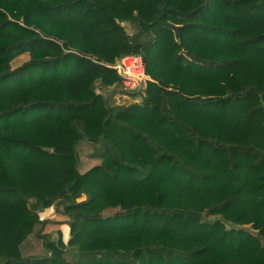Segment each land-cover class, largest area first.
<instances>
[{"label": "trees", "instance_id": "obj_1", "mask_svg": "<svg viewBox=\"0 0 264 264\" xmlns=\"http://www.w3.org/2000/svg\"><path fill=\"white\" fill-rule=\"evenodd\" d=\"M0 264H264V0H0Z\"/></svg>", "mask_w": 264, "mask_h": 264}, {"label": "rangeland", "instance_id": "obj_2", "mask_svg": "<svg viewBox=\"0 0 264 264\" xmlns=\"http://www.w3.org/2000/svg\"><path fill=\"white\" fill-rule=\"evenodd\" d=\"M27 59H28L27 54L22 55L13 62V66L17 67ZM149 80H152L151 76ZM111 102L113 104L123 105L124 103H128V104L140 103L141 100L140 97H134L127 92H117L115 94H112ZM88 169H89V164L86 161H83L82 164L80 165V171L85 172ZM41 216L44 219H49L52 221L46 225V232L49 233V235H51L55 239H58L59 236H62L65 241H68L70 235L69 233L70 227L67 223L69 219L68 216H66L63 212H61V210L55 207H51L45 210L43 213H41ZM23 252L24 255L31 256V254L46 253V250L44 249L42 242L38 238H36L34 235H30L29 240H27L26 244L24 245Z\"/></svg>", "mask_w": 264, "mask_h": 264}, {"label": "built area", "instance_id": "obj_3", "mask_svg": "<svg viewBox=\"0 0 264 264\" xmlns=\"http://www.w3.org/2000/svg\"><path fill=\"white\" fill-rule=\"evenodd\" d=\"M143 59L141 55H128L110 65L121 76L122 89L133 92L146 85L150 76L147 74L146 63Z\"/></svg>", "mask_w": 264, "mask_h": 264}, {"label": "crops", "instance_id": "obj_4", "mask_svg": "<svg viewBox=\"0 0 264 264\" xmlns=\"http://www.w3.org/2000/svg\"><path fill=\"white\" fill-rule=\"evenodd\" d=\"M117 100V99H116ZM129 103H132V102H129ZM124 104H126V105H130V104H128V103H124Z\"/></svg>", "mask_w": 264, "mask_h": 264}]
</instances>
